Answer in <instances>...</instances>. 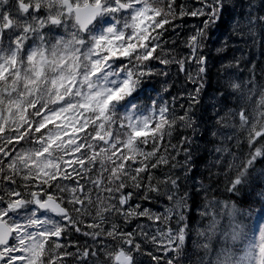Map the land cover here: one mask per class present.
I'll use <instances>...</instances> for the list:
<instances>
[{"label": "rangeland", "instance_id": "374dc122", "mask_svg": "<svg viewBox=\"0 0 264 264\" xmlns=\"http://www.w3.org/2000/svg\"><path fill=\"white\" fill-rule=\"evenodd\" d=\"M69 1L72 4H81L87 0ZM199 1L201 0H194L189 7V16H191L192 19L187 21V26H189V28L186 30V44H188V49H191V53L178 48L179 56L184 57L188 64L193 63L195 59L198 44L197 39L202 28V24H198L193 18L203 15L206 11L204 9L205 5L201 2L199 3ZM31 2H33L32 4L35 7H38L41 2H44L48 6L55 8L49 15L38 18L34 16L31 17L37 24V28L42 26L53 29V27H49L50 23H52L54 26L61 27L65 35L55 34V38L52 39L51 44L48 43L47 48L44 47L42 49L39 45H33L28 49L26 63L14 74L16 81L13 82L12 85L17 87V93L11 91L6 95L7 98L5 101L10 103V109H5L0 113V131L2 132V129L6 127L10 129H12V126L19 127L24 121L23 117H21L22 104L24 103L22 99L23 96H27L30 104H33L32 102H37L38 100L48 102L50 98H57L59 95H63V100L60 105L53 106L51 111L41 114L38 119L37 124L42 126H46L50 122L54 124L53 129L47 132L42 144H38L39 146L37 147H26L17 153L6 155L7 165L10 167L16 166V170L23 176V182L36 184L35 179H39L41 183L50 182L53 173L58 167L57 159L52 156L54 148L60 143V140L57 138L62 137V146H66L68 141L71 142V147L73 149L74 144L77 142V138H71L67 133L70 131L82 133L87 121H85V118H92L94 121L99 116H103L105 110L108 109L105 97L113 86L114 80H116V78L126 80L128 74L125 71H113V69L109 68L110 64L107 63L103 65L102 69H100L97 74H93L92 71L93 63L96 61V55L94 54L95 48H97L96 46L99 45L102 38L110 39L113 36L111 24L112 15L108 14L107 17H102L99 24L92 30L90 28L88 32L83 35L84 38H80L72 16L66 8L62 7V0H25V2L21 4L28 6ZM106 4V12H114V5L111 3ZM59 12H61L60 15H58ZM140 15L139 6H134L133 9L130 10L128 16L125 18L130 28L139 25L140 28L143 29L146 18L143 16L141 20L137 21ZM143 45L148 46V40H146ZM180 45L181 44H179V46ZM228 46L231 47L232 43L229 42ZM134 48L135 47H132L131 50L145 53L144 55L150 52L149 46L145 49L147 51L140 48L135 50ZM48 49L49 51L47 52ZM224 50H227V48H224ZM232 52L233 50L225 54L235 56ZM210 53L215 54L212 51ZM6 59L0 60L1 68L6 69L7 64H12V54L8 53ZM212 64H214V61L211 59V66ZM93 77L96 78V82H91ZM223 82L226 83L224 80ZM37 95L40 96L39 99ZM93 95L101 100L100 106L96 107L97 109L95 108V110L92 109L94 116L92 115L91 117L85 118L79 117L84 114L85 110H89V100ZM239 97L244 98L245 104L249 107L250 120L240 121L241 128L235 130L233 134H228V138L232 140V144L237 148L239 140L244 141L247 135L260 132V130H257V126L261 108L264 106V88L256 83H252V87L241 88ZM95 111L97 112L96 114H99L98 116H95ZM149 113V109H141L138 105L135 107L134 102H130L123 107L124 117L137 131L141 130L145 125ZM13 136L14 133L10 132V134L4 135V138L9 140L8 138H12ZM67 146L69 147V145ZM73 152L74 150H72L69 155L72 156L71 153ZM2 153L6 154V151H2ZM200 154L202 155L200 164L203 167H205L207 163L209 165H215L221 163V161L233 165L236 164L240 157H243L242 150L241 152H234L225 144L214 147L211 150L209 146L207 147L206 143H203L201 145ZM66 162H68V160H66ZM202 176L205 179L207 178L204 174H202ZM190 180L191 181H188L189 185L195 186L197 190L201 189L197 184V177H191ZM164 184L167 194L169 198L172 199L173 204H178V199L174 194L177 184L176 174H170ZM65 186V183L56 181L48 186L49 194H60ZM69 187L70 189H67L69 193L76 191L75 188ZM15 192V190H12V192L8 191V195L11 197L15 195L14 197H16L17 195ZM12 201V216L8 217V219L13 226L21 227V230L25 231L26 228L33 223L37 225L38 223L46 224L52 228L54 237L58 236L59 227L63 223L62 220L47 214L37 213L33 208L29 209L27 207L24 210V206L22 205L24 202L18 196ZM196 210L200 211V213L202 212L205 218L209 217L205 219V225H203V227L201 226V229H204V231H201L197 226L199 231L195 233L196 240H200L199 245L202 248H207L209 246V238H214L218 232L216 219L219 217V209H216L215 205L211 203L210 207L202 206ZM134 214L139 215L140 219L138 220ZM177 214L172 204L160 203L154 209L143 206L135 208L133 212L134 216L131 215L128 222L122 224L123 226L119 229L115 228V235H122L124 242L128 243V248L130 250L140 245V247L145 250H147V247H150L157 251H164V254H166L170 251L176 240L180 236H183L178 232V229L177 231L171 227L173 219ZM135 219L137 221H135ZM50 230L46 229L44 232L48 233ZM111 234L114 235L113 230H111ZM247 234L234 232L231 239L235 241ZM32 235L33 232L30 231L29 237L32 238ZM263 235L264 225L250 236L251 246L260 249L261 245L264 244ZM15 241H17L15 243L17 246H13V262L10 261V264L30 263V258L32 257L33 250L36 248L37 240H26L24 234H21V231L17 230ZM224 252H227V250H222L219 260H221ZM80 255L81 258H84L86 251H81ZM226 256L232 258L233 253L229 251L226 253ZM25 257H27V261H22ZM262 259L264 264V257H262ZM259 260L260 256L258 254H240L236 255L235 262L237 264H259ZM260 264L262 263L260 262Z\"/></svg>", "mask_w": 264, "mask_h": 264}, {"label": "trees", "instance_id": "16d2710c", "mask_svg": "<svg viewBox=\"0 0 264 264\" xmlns=\"http://www.w3.org/2000/svg\"><path fill=\"white\" fill-rule=\"evenodd\" d=\"M168 4H170L167 10L169 13L164 17L162 12ZM153 6H158L161 23L159 30L154 31V36L165 38V35L170 32L168 30L170 25L179 16L186 14L185 5L180 0L178 3L177 0H153ZM261 23L264 24V0H215V4L210 7L207 24L209 33L206 36L209 37L216 32L223 38L225 37L224 39L228 38L232 46L224 50L217 44L212 50L215 53L211 58L214 64L211 66L208 78H205L202 83L205 85L202 87L203 90L205 88L202 94L203 101L197 99L194 104L188 102L191 104V110L188 109V105L186 108L182 107L176 98L165 97V90L170 87L167 72L161 73V76L151 74V78H147L143 73L142 76H137L131 95L140 100L152 97L151 94H146L145 88L140 86L157 83L156 80L161 78L155 92L156 105L161 107L162 114L163 106L169 108L167 114L153 118L138 139V143L144 146L143 151L145 152L140 155L142 167L152 165V168L155 167L157 171H160V169L171 168L174 166L172 164H179L182 159L189 166L197 163L193 167L197 168L200 165L201 169L202 155H196L192 151L191 143L194 140H201L211 145L215 128L221 127L225 122L227 127H241L239 126L241 119L239 113L242 108L239 107V94L233 91L228 83L231 78L242 83H248L255 78L264 79V37L259 38L255 26L258 24L257 27H261ZM116 48H119L117 42H115ZM231 50L235 56L225 54ZM106 52L110 55L111 49L107 48ZM121 53H123L122 50L120 54L115 53L117 60L123 56ZM125 93V85H118L115 93L116 111L117 101L125 97ZM174 108H179V110L176 111ZM242 142L240 145L244 148L246 163L239 166L237 171L235 168L215 166L201 171L198 175L204 185L210 188L215 198L228 205L222 216V220H225L224 226L229 227L234 224L238 227L249 228L254 226L256 220L264 217V133L256 138L250 137L245 145H242ZM188 159L189 163H187ZM119 174L121 171L118 172ZM202 174L207 178H203ZM117 186H121V183L116 184L113 179L105 177L102 189L105 193L113 191ZM195 204H200V200L197 199ZM81 212L79 211L80 216ZM196 216H200V212L196 213ZM75 225L81 227L80 231L83 232L82 220L76 219ZM116 244L118 246L122 243L117 242ZM138 251L144 253L153 262L160 261L159 259L152 260L148 251L142 249ZM173 254L169 258V264L203 263V254H200L188 242L181 244ZM103 257L109 264L111 253L106 251Z\"/></svg>", "mask_w": 264, "mask_h": 264}, {"label": "water", "instance_id": "95a60500", "mask_svg": "<svg viewBox=\"0 0 264 264\" xmlns=\"http://www.w3.org/2000/svg\"><path fill=\"white\" fill-rule=\"evenodd\" d=\"M74 12L76 15V21L80 25L82 30H85L87 26L94 21L95 17L101 12V5L97 4L95 6L86 5L83 7H74ZM54 209L55 205L50 204ZM10 236V232L0 223V244L5 243ZM117 261L129 262V259H123L118 256Z\"/></svg>", "mask_w": 264, "mask_h": 264}, {"label": "bare ground", "instance_id": "6f19581e", "mask_svg": "<svg viewBox=\"0 0 264 264\" xmlns=\"http://www.w3.org/2000/svg\"><path fill=\"white\" fill-rule=\"evenodd\" d=\"M208 96V95H207ZM210 178V177H209Z\"/></svg>", "mask_w": 264, "mask_h": 264}]
</instances>
